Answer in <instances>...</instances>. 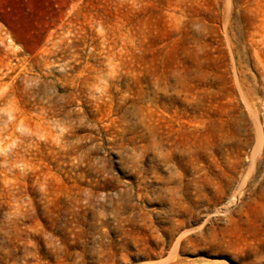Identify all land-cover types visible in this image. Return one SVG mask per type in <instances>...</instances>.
<instances>
[{
	"label": "rangeland",
	"instance_id": "374dc122",
	"mask_svg": "<svg viewBox=\"0 0 264 264\" xmlns=\"http://www.w3.org/2000/svg\"><path fill=\"white\" fill-rule=\"evenodd\" d=\"M0 264H264V0H0Z\"/></svg>",
	"mask_w": 264,
	"mask_h": 264
}]
</instances>
